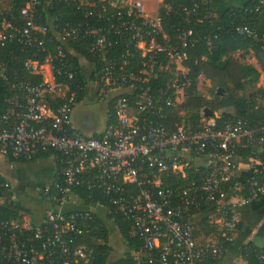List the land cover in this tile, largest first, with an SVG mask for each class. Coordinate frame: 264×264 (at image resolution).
<instances>
[{
	"label": "built area",
	"instance_id": "built-area-1",
	"mask_svg": "<svg viewBox=\"0 0 264 264\" xmlns=\"http://www.w3.org/2000/svg\"><path fill=\"white\" fill-rule=\"evenodd\" d=\"M73 1L84 11L85 21L51 29L35 21L40 2L29 0L21 9L22 28L7 21L0 27V46L16 38L43 46L33 32L49 31L61 44L43 61L25 62L30 74L41 79L19 78L22 95L9 99L15 110L0 114V155L33 158L48 150L59 154L54 180L59 200L65 202L76 189L106 198L130 223L131 237L137 240L132 264H202L207 252L220 259L225 248L211 240L199 243L193 219L205 209V215L220 219L222 231L229 232L241 221L240 205L264 196V169L255 170L245 182L236 178L241 160H261L264 121L225 117L221 110L207 115L203 109L197 123L180 111L181 120L170 124L171 108L183 103L193 86L185 64L188 48L207 36L183 29L178 42H171L158 11L164 0ZM191 1L184 7L189 18L212 0ZM249 10L264 14V0H255ZM231 30L264 52V27L243 23L232 24ZM71 38L85 39L100 61L96 68L87 60L84 67L79 60L88 84L108 100L113 117L96 136L72 125L77 96L71 89L77 70L63 50ZM134 52L139 54L137 62L132 60ZM0 78L8 80L2 66ZM197 81L198 88H212L203 72ZM205 96L210 97L209 91ZM244 149L247 157L239 153ZM172 174L186 182L169 185L166 178ZM2 185L0 181V206L6 201ZM90 214L49 210L42 223L0 218V264H96L93 248L83 240L90 228L82 223ZM225 239L233 241L231 236Z\"/></svg>",
	"mask_w": 264,
	"mask_h": 264
},
{
	"label": "trees",
	"instance_id": "trees-1",
	"mask_svg": "<svg viewBox=\"0 0 264 264\" xmlns=\"http://www.w3.org/2000/svg\"><path fill=\"white\" fill-rule=\"evenodd\" d=\"M29 0H8V10L0 13V27L3 22H9L14 27L22 28L25 20L21 15V9ZM40 3L35 7V21L38 24L47 23L48 16L53 18V27L60 26L64 22L78 23L86 20L85 13L81 9H77L73 0H38ZM255 0H249L240 7H229L220 11L225 0H212L211 2L202 3L197 15L189 18L184 11V7L191 5V0H164L159 6V15L162 20L164 32L173 43L178 42L179 32L183 29H194L204 34L206 38L200 40L195 46L188 48L187 59L185 64L190 69V78L193 80V86L188 92L186 100L177 107L171 108L169 113V123L181 120L180 111L185 112V116L191 121L197 123L202 117V110L210 108L212 111L221 110L227 107H233L234 112H223V116L229 115L250 116L255 120L264 121V104L261 103L260 97L264 98V88H260L250 94L245 93L248 85H256L259 81L261 71L264 72V52L260 45L253 41L236 34L231 30L232 24L250 23L258 28L264 27V14L253 12ZM212 14V15H211ZM49 25V24H48ZM51 29V25H49ZM217 35V37H215ZM33 37H37L44 42L43 46L38 43L25 44L16 39H9L4 45L0 46V66L7 70L8 80L0 78V89L3 97L0 99V114L15 110L9 104V99L17 96L21 97L22 92L18 86L19 78L37 82L41 79L39 75H31L27 69L25 62L28 59H38L43 61L48 53H54L60 44L58 39L50 32H33ZM68 47L70 49H68ZM252 49L255 52L261 71L253 64L244 63L236 57L239 51L248 52ZM64 52L73 61V67L77 70V75L72 81V92L76 93L75 105L81 102L85 97L86 86L88 85L87 77L79 63L81 58L90 61L96 68H99L100 61L93 54L88 46V42L83 38H71L67 40L64 46ZM72 50V51H70ZM37 54V57H35ZM139 54L134 52L132 60L139 61ZM203 72L206 78L212 84L210 97H206L198 88L197 77ZM61 80V77H57ZM163 80L155 81V86L164 83ZM77 85L80 88H77ZM84 89H83V88ZM221 88L222 93L218 94L217 90ZM58 103L62 100L57 99ZM57 105H52V109H56ZM113 121V117H109V107L107 110V124ZM167 124L168 121H166ZM95 136L97 134H94ZM240 155L247 157L249 151L244 149L239 151ZM56 155L57 166H59L60 156L53 150L40 151L33 158L21 156L14 158L8 156L10 161L31 162L50 155ZM188 176L192 177L191 170H188ZM0 181L3 184L1 194L5 198V203L0 206V218L13 219L18 222L33 220L31 212L22 204L16 202L13 198L12 187L10 183L0 175ZM186 179H178L174 174L167 176L166 182L169 185H181ZM74 194L84 200V203L101 204L108 209L107 218L111 222L108 227L105 219L99 215L91 213L83 225L90 228L89 237H84L85 244L93 248L94 262L96 264H132L131 251L135 248L137 240L131 237L130 223L124 219L122 214L112 206L109 201L100 194H91L85 189H76ZM264 197V196H263ZM262 198V197H261ZM198 213V212H197ZM207 211L200 210L199 214L203 219L198 223H194L195 236L199 243L211 240L219 243L225 248L223 256L219 259H213L211 254L207 252L204 256L202 264H219L225 256L227 249L235 241H226L225 237L234 236L235 239L240 234L243 223L240 221L238 226L232 231H222V226L218 230L215 219L205 215ZM35 222V221H34ZM115 227L128 246V253L122 258L113 261L109 260L112 252L110 246L111 228ZM210 235L215 236L209 237ZM204 236V238H200ZM83 241V242H84ZM242 258L246 264H264V246H259L253 241L243 248Z\"/></svg>",
	"mask_w": 264,
	"mask_h": 264
},
{
	"label": "crops",
	"instance_id": "crops-1",
	"mask_svg": "<svg viewBox=\"0 0 264 264\" xmlns=\"http://www.w3.org/2000/svg\"><path fill=\"white\" fill-rule=\"evenodd\" d=\"M247 1L249 0H225L223 6L219 9L220 11H223L229 7H240ZM47 23L52 26L53 18L51 16H48ZM235 55L240 61L249 64H253L248 61V59L253 56L255 62L257 63L253 65L261 71L255 52L252 49L248 52L239 51ZM84 62L86 63L85 66L83 65ZM81 63L84 67L88 66V62L83 58H81ZM263 73L264 72L261 71V75ZM260 88H264V85H257L255 90ZM93 93L97 96L95 88ZM2 97L3 93L0 89V99ZM96 99L99 98L96 97ZM100 99L106 101L108 110V100L103 98ZM261 103L264 104V99L261 100ZM221 111L233 113L234 108L227 107L221 109ZM72 125L85 133L87 131L86 127L75 124L74 119H72ZM103 130L94 131L91 134H99ZM56 169L57 159L54 154L31 162H20L17 160L10 161L8 157L0 155V175L10 183L14 200L22 204L31 212L33 221L42 223L47 211L49 210L59 213L75 210L87 211L104 218L106 211L103 207L99 204L87 205L84 203V200L76 194H72L65 202H61V200H59L60 193L57 186L54 184ZM257 169H264V148L261 151L260 161H240L236 172V178L241 182H245ZM46 188H49L48 193L45 192ZM240 209L243 228L229 249H227L225 256L219 264H246V261L242 258L243 248L251 241L259 246H264V197L259 198L252 203H242L240 205ZM202 217L203 216L201 214H198L193 219V222L198 223L203 219Z\"/></svg>",
	"mask_w": 264,
	"mask_h": 264
},
{
	"label": "rangeland",
	"instance_id": "rangeland-1",
	"mask_svg": "<svg viewBox=\"0 0 264 264\" xmlns=\"http://www.w3.org/2000/svg\"><path fill=\"white\" fill-rule=\"evenodd\" d=\"M8 7H9L8 0H0V13L6 12L8 10ZM248 61H250L253 64L256 63L253 56H251V58H249ZM83 65H86V63L84 62ZM257 85L259 86L264 85V73L260 75L259 81L256 83V85L247 86V88L245 89V93L250 94L251 92L256 91L255 88L257 87ZM199 90L200 93H202L203 95H205L208 91L209 93H211V89H208V87L206 86H201ZM93 92H94V85L88 84L85 91L86 95L84 99L75 105L71 117L72 119H74L75 124L86 127L87 134H91L94 131L103 130L107 123L106 101L105 100L103 101L98 96H95ZM96 97L99 99H96ZM106 218H107V214L105 213V217L102 219H106ZM215 221L217 223V229L219 230L221 228V221L220 219H215ZM106 223L108 224V227L111 224L109 219H106ZM215 236L216 235L214 236L210 235L209 237L215 238ZM232 237L234 241L235 235ZM200 238H204V236H200ZM109 243L110 246L112 247V252L109 258L111 262L122 258L124 255L128 253L127 243L124 241V239L120 237V234L118 233V230L115 227L111 228Z\"/></svg>",
	"mask_w": 264,
	"mask_h": 264
},
{
	"label": "water",
	"instance_id": "water-1",
	"mask_svg": "<svg viewBox=\"0 0 264 264\" xmlns=\"http://www.w3.org/2000/svg\"><path fill=\"white\" fill-rule=\"evenodd\" d=\"M217 93H218V94H221V93H222V89L219 88V89L217 90ZM205 112H206L207 115H211V114H212V110H211L209 107H208V108H205Z\"/></svg>",
	"mask_w": 264,
	"mask_h": 264
}]
</instances>
